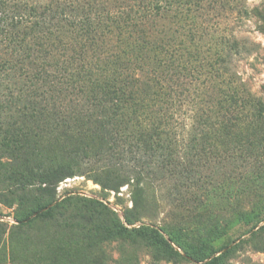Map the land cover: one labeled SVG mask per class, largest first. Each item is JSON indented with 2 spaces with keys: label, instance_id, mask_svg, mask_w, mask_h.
I'll use <instances>...</instances> for the list:
<instances>
[{
  "label": "trees",
  "instance_id": "16d2710c",
  "mask_svg": "<svg viewBox=\"0 0 264 264\" xmlns=\"http://www.w3.org/2000/svg\"><path fill=\"white\" fill-rule=\"evenodd\" d=\"M220 10L264 34V0H0V203L14 208L19 228L53 215L61 181L87 175L104 192L128 187L129 223L143 215L151 187L172 186L175 222L166 230L180 246L209 216L207 204L186 205L182 194L208 188L199 165L227 171L243 157L234 174L264 184V160L244 155L254 142L264 146V101L232 63L253 43L234 24L212 29L208 17ZM240 212L247 223L258 215ZM88 219L89 246L106 253L116 240L118 261L131 264L122 239L130 230ZM150 237L173 248L158 231Z\"/></svg>",
  "mask_w": 264,
  "mask_h": 264
},
{
  "label": "rangeland",
  "instance_id": "374dc122",
  "mask_svg": "<svg viewBox=\"0 0 264 264\" xmlns=\"http://www.w3.org/2000/svg\"><path fill=\"white\" fill-rule=\"evenodd\" d=\"M261 1L247 0L250 6ZM231 17L230 11L220 10L208 19L212 29L216 28L214 23L217 22L221 23L219 28L223 31L234 24V34L253 43H249V49L254 47L249 54L233 56L232 63L241 81L264 101V34L257 30L254 20L229 22ZM215 34L221 35L219 32ZM244 155L246 159L257 157L264 160V146L254 142L248 151L244 149ZM242 164L243 157L229 162L227 171L215 165H199L198 170L201 169L206 176L208 188L194 193L190 187L182 194L186 193V205L207 204L209 216L206 224L192 225L180 238L176 236L180 246L170 240L166 230L167 223L175 222L169 214L174 204L173 196L170 197L172 186L168 191L151 187L143 215L130 223L124 218L125 209L133 203L128 187H122L120 193L104 192L87 175H75L61 181L56 191L60 205L54 208L53 215L42 216L31 224L22 225V228L17 226L19 222L14 216V208L0 203V264H102L104 261L107 264H121L123 261H118V241L106 242V253L89 246L94 240L91 237L93 232H88L87 236L82 231V227H91L88 217L91 220L122 223L130 230L129 236L122 239L131 264H206L218 255H221V259L215 264H264V184L251 183L236 176L234 172L240 173ZM230 168L234 177L229 176ZM170 173L169 170L164 172L165 182L169 185L173 183L169 178ZM250 187L257 191L259 198L248 200ZM91 200L103 202L107 209L99 210ZM240 210L246 211L247 215H258L247 223ZM258 220V226L250 230ZM157 231L169 240L173 248L165 243L161 246L151 244L150 235ZM187 250L205 259L187 256Z\"/></svg>",
  "mask_w": 264,
  "mask_h": 264
}]
</instances>
